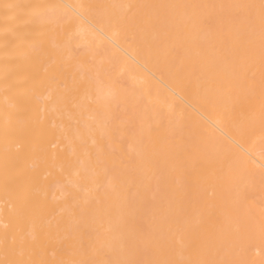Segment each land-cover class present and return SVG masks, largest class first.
<instances>
[{
    "label": "bare ground",
    "instance_id": "6f19581e",
    "mask_svg": "<svg viewBox=\"0 0 264 264\" xmlns=\"http://www.w3.org/2000/svg\"><path fill=\"white\" fill-rule=\"evenodd\" d=\"M259 3L0 0V258L264 264Z\"/></svg>",
    "mask_w": 264,
    "mask_h": 264
},
{
    "label": "snow or ice",
    "instance_id": "6c2138e0",
    "mask_svg": "<svg viewBox=\"0 0 264 264\" xmlns=\"http://www.w3.org/2000/svg\"><path fill=\"white\" fill-rule=\"evenodd\" d=\"M17 7L15 5H4L5 10ZM167 7V6H161ZM220 7L235 8V9H244L246 10V19L250 25L259 24V33L261 41V60L262 66H264V0H260L259 4H244V5H221ZM71 18L66 21V26L71 28ZM264 80V76H262ZM262 107H264V98H262ZM67 139V137H66ZM0 264H46L45 261H25L21 259L14 258L10 248L5 246L4 249V258H0ZM60 264H96L95 261L88 258H82L79 260L72 261H61ZM110 264H233V262L220 261L212 258H199L194 260L187 261H174V260H154L149 262H142L136 260H126V261H115L110 262Z\"/></svg>",
    "mask_w": 264,
    "mask_h": 264
}]
</instances>
